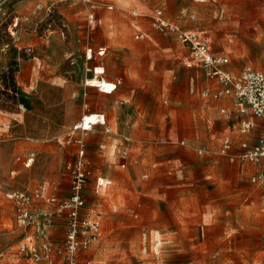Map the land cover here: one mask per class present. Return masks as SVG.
<instances>
[{
    "label": "rangeland",
    "instance_id": "rangeland-1",
    "mask_svg": "<svg viewBox=\"0 0 264 264\" xmlns=\"http://www.w3.org/2000/svg\"><path fill=\"white\" fill-rule=\"evenodd\" d=\"M94 1L97 8L86 0H18L0 22V264H64L58 254L36 263L20 247L62 244L65 223L41 233L21 226L7 193L33 195L48 182L49 195L69 197L68 164L81 143L87 204L103 218V234L84 256L91 264H264V186L250 180L262 165L220 153L226 137L241 152L254 132H242L251 114L236 99L204 98L215 80L152 22L163 9L181 28L209 34L215 52L230 58L226 69L264 71V0ZM100 46L106 55L87 61L86 49ZM95 66L105 67L106 80L121 79L115 93L86 85ZM95 112L108 125L75 130ZM32 206L51 204L38 198Z\"/></svg>",
    "mask_w": 264,
    "mask_h": 264
},
{
    "label": "built area",
    "instance_id": "built-area-1",
    "mask_svg": "<svg viewBox=\"0 0 264 264\" xmlns=\"http://www.w3.org/2000/svg\"><path fill=\"white\" fill-rule=\"evenodd\" d=\"M18 0H0V22L6 14L8 8L14 5ZM90 2L92 8L96 7L97 1L86 0ZM134 16H138L139 12L133 11ZM94 18L90 14V20ZM18 17L15 16L14 27L18 24ZM153 27L166 33L174 34L184 45L191 50V59L189 64L195 63L205 70V74L209 79L215 80L219 88L212 90L205 89L202 96L208 99H220L222 96H233L240 107V112L245 114L250 112L251 117L242 120V132L250 133L258 127L261 132L258 141L252 145L248 138H244L241 143V152H237L235 143L232 138L226 137L223 140L220 153L230 162L236 160H250L258 162L262 165V170L250 177L255 185L264 186V71L247 66L241 74H236L225 69L230 64V58L226 55H220L215 52L211 36L204 31L187 30L181 28L176 22L170 20L163 9H156L152 15ZM17 37L16 32H12ZM145 34L139 33L136 38H143ZM31 50V47H29ZM106 48L95 50L89 47L85 51L86 60L95 59L103 56ZM91 70L93 77L99 80L96 87L100 91L111 94L116 90L117 84L113 83L112 88L104 89V69L98 66ZM91 79V78H90ZM86 85L90 86L89 80ZM95 121H90L84 116L82 121L75 125V130L88 132L93 129L91 125L105 124L104 114H95ZM86 150L84 143H81L79 153L73 162L68 164L71 175L70 195L66 199L59 200L55 196L49 195L48 185L41 186L37 193L31 195L24 191H11L7 193V197L16 202V219L23 227L35 228L38 233L51 226L55 220L60 219L65 223V237L60 245L45 240L37 244L35 242H26L21 245V250L30 253L31 260L36 263L58 254L62 257L64 264H82V258L86 256V252L91 245L99 240L103 234V218L102 213L98 209L89 208L86 199V186L89 177V171L86 166ZM32 158L26 165L30 166ZM100 186L103 182L99 183ZM106 185V184H104ZM47 199L51 206L46 209L36 210L33 208V202L38 199ZM87 264H91L92 260H85Z\"/></svg>",
    "mask_w": 264,
    "mask_h": 264
},
{
    "label": "crops",
    "instance_id": "crops-1",
    "mask_svg": "<svg viewBox=\"0 0 264 264\" xmlns=\"http://www.w3.org/2000/svg\"><path fill=\"white\" fill-rule=\"evenodd\" d=\"M97 5H98V3H96V7L95 8H97ZM108 6L110 7V8H113V5H111V4H108ZM90 7L92 8V6L90 5ZM90 15V14H89ZM189 30H192V29H189ZM199 31H201V30H199ZM101 47H103V48H106V52H107V47H105V46H100L99 48H101ZM99 48H97V49H95V50H98ZM106 55V53L103 55V56H105ZM103 56H99V57H103ZM99 68H101V69H104V73H103V75L105 74V67H100V66H98ZM226 69V68H225ZM226 70H228V69H226ZM228 71H230V70H228ZM103 78H104V76H103ZM105 79V78H104ZM113 83H116L117 84V88H116V90H114L111 94H113V93H115L116 91H117V89H118V87H119V85L121 84V79H117L116 81H113ZM210 84V83H209ZM207 88H210V89H212V90H216L217 88H219V86L217 85V82H215L214 81V84L213 85H209ZM100 91V90H99ZM100 92H102V91H100ZM102 93H104V92H102ZM104 94H106V93H104ZM205 98V97H204ZM208 99V98H207ZM234 97L233 96H222L220 99H209V100H217L221 105H227V104H229V103H232V101H234ZM228 101V103L226 104V102ZM99 110H101V109H98V111ZM221 110V112L222 113H227V111H226V108H221L220 109ZM104 114L105 115V120H106V123L105 124H97V125H102V126H105V125H108V120H109V118L107 119V116H106V114L105 113H103V112H95V113H91V114H87V115H95V114ZM95 125V124H94ZM94 125H92V128H93V126ZM251 135V138L250 137H246V138H248L249 140H252V139H255L254 138V136H255V131L253 132V133H251L250 134ZM30 158H32L31 156H29L26 160L28 161ZM33 160H34V158H32V162H33ZM27 163V162H26ZM28 167V166H27ZM48 185V189H50L51 187H50V184L48 183V182H43L42 183V186L43 185ZM90 250V249H89ZM88 250V251H89ZM85 254H87V253H85ZM89 255V254H88ZM88 255H87V257H88ZM83 258H85L84 260H89V259H92L91 258V256L90 257H88V258H86V257H83Z\"/></svg>",
    "mask_w": 264,
    "mask_h": 264
},
{
    "label": "bare ground",
    "instance_id": "bare-ground-1",
    "mask_svg": "<svg viewBox=\"0 0 264 264\" xmlns=\"http://www.w3.org/2000/svg\"><path fill=\"white\" fill-rule=\"evenodd\" d=\"M98 83H99V80L97 78H95V77H92L89 80V84L92 87H96L98 85ZM112 86H113V82H110V81L104 79V86H103L104 89H110V88H112ZM86 116H87V119H89L90 121H95V119H96V116L95 115H86ZM90 127H92V125Z\"/></svg>",
    "mask_w": 264,
    "mask_h": 264
}]
</instances>
